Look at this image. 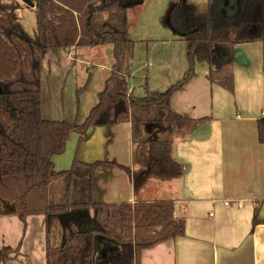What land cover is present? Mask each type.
<instances>
[{"label": "crops", "instance_id": "0c3cea01", "mask_svg": "<svg viewBox=\"0 0 264 264\" xmlns=\"http://www.w3.org/2000/svg\"><path fill=\"white\" fill-rule=\"evenodd\" d=\"M15 1L21 7L17 16L24 30L25 24L33 26L32 14L25 13L30 8H25L21 0ZM135 5L130 2L127 8L130 37L135 42L128 82L130 93L143 99L147 81L151 90L165 92L181 81L189 63L185 42L169 27L166 16L161 24L167 31L164 38L145 40L132 35L130 22L134 19L130 10L134 16ZM97 49L101 50L89 51ZM47 51L42 61L43 118L82 124L97 106L98 94L111 76L114 48ZM103 53L113 60L103 63ZM87 58H93L97 64L92 66L101 69L100 80L98 90L82 107L74 96L79 95L80 82L85 89L93 77L84 74L83 65L89 69L91 64ZM263 59L262 42L238 44L234 93L212 84L208 79L211 66L200 63L195 67V76L171 97L176 114L201 121L192 131L184 127L174 136V159L185 167L181 178L162 181L148 176L149 150L134 143L130 123L92 127L82 139L73 133L65 153L53 157L57 172L70 170L75 158L82 163H100L94 172L97 204L173 203L175 219L185 220V236L143 251L139 264H264V144L259 142L257 129V121L264 119ZM71 74L75 80L68 85ZM50 104L55 109H50ZM65 191L64 178L55 179L50 199L60 201ZM6 208L7 213L0 215V249L10 248L13 253L0 264H48V249L58 247L68 236L63 221H71L73 231H77L78 224H84L74 211L49 222L44 214H33L24 222L14 213V207ZM255 211L261 223L253 228ZM121 256V244L102 237L94 264H112Z\"/></svg>", "mask_w": 264, "mask_h": 264}, {"label": "trees", "instance_id": "16d2710c", "mask_svg": "<svg viewBox=\"0 0 264 264\" xmlns=\"http://www.w3.org/2000/svg\"><path fill=\"white\" fill-rule=\"evenodd\" d=\"M232 1L207 0L204 7L181 1L169 8L166 21L185 42L189 69L165 92L151 90L147 81L143 99L130 93L128 82L135 42L127 8L139 0H24V7L37 16L34 36L20 23L19 2L0 1V215L11 205L24 222L33 214H44L49 222L72 211L84 220L73 231L72 222L63 218L69 233L58 247L48 249V264H94L102 237L121 244L122 256L112 264H139L143 251L185 236V220L175 219L172 202L97 204L94 172L100 163L75 158L70 170L57 172L52 159L65 153L73 133L82 139L92 127L130 123L134 143L149 150L148 176L162 181L181 178L185 167L174 159V136L184 127L192 131L201 121L176 114L171 97L195 76L200 63L211 66L212 84L234 93L236 46L255 41L264 46V0H234L236 11L229 15L225 8ZM97 46L114 48L112 73L97 106L82 124L43 118V54ZM257 129L264 144V119L257 121ZM60 177L66 191L54 202L50 188ZM257 214L253 228L261 223ZM11 253L10 248L0 249V263Z\"/></svg>", "mask_w": 264, "mask_h": 264}, {"label": "rangeland", "instance_id": "374dc122", "mask_svg": "<svg viewBox=\"0 0 264 264\" xmlns=\"http://www.w3.org/2000/svg\"><path fill=\"white\" fill-rule=\"evenodd\" d=\"M13 0H9L8 2H12ZM136 1V0H135ZM181 1H188V2H193L197 5H199L200 7H204L205 4V0H139V2L137 5H135L134 7L137 8L135 10V14L133 16V13L130 10L131 13V18L134 19V21L132 20L130 22V29H131V33L132 35H134L135 38H139V39H157V38H164L165 35L167 34L166 30H162L163 27H161L162 24V20L164 19V17H167V9H169L172 5L179 3ZM21 3L23 4V6H25L24 4V0H21ZM204 3V4H203ZM170 5V6H169ZM27 15L28 14H32V18H33V26H30V24H25V30L27 33H30L31 35H34L35 33V29H36V16H35V12L31 9H26L25 12ZM163 18V19H162ZM136 20V21H135ZM167 20V19H166ZM167 24L169 25V23L167 22ZM106 48H111V47H106ZM101 49H97V50H89V51H94L93 53H96L97 51H99ZM103 50V49H102ZM108 50V49H105ZM96 51V52H95ZM48 52V51H47ZM46 52V53H47ZM46 56V54H45ZM67 56V55H66ZM103 57H105V59L103 60V63H108L109 60H113L112 57L109 58L108 55H105V53H103ZM88 62H91V64H89V69L86 68L84 65V69L85 72L84 74H87L89 77L92 76L93 77L90 81H88V85L86 83V88L82 89L83 85L82 82H80V86H79V98L78 96H74V100L80 101L82 107H84V103L87 100L90 99V96H92V94L98 90L97 84L98 81L100 80L99 77V73L100 72V68L99 67H94L92 65H96L97 63H94L95 60L92 58H87ZM76 76V75H74ZM81 73L79 74L78 80H80L81 78ZM74 79L75 77H73V75L71 74L68 77V85L69 82ZM77 80V79H76ZM67 85V88H68ZM88 86V87H87ZM88 88V89H87ZM86 94L85 93V90ZM82 94V95H81ZM81 95V96H80ZM65 100H68V97L65 96ZM70 100V98H69ZM68 100V101H69ZM68 103V102H66ZM55 109V106L50 104V109H52L53 107Z\"/></svg>", "mask_w": 264, "mask_h": 264}, {"label": "flooded vegetation", "instance_id": "af4514ba", "mask_svg": "<svg viewBox=\"0 0 264 264\" xmlns=\"http://www.w3.org/2000/svg\"><path fill=\"white\" fill-rule=\"evenodd\" d=\"M229 4H230V2H229ZM229 4L227 5V7L229 6ZM233 6V5H232ZM232 6H231V8H232ZM236 7H237V3H236V5H234V7H233V9H232V12H230L231 11V9L228 11L229 13V15H231V14H233L235 11H236ZM227 11V10H226Z\"/></svg>", "mask_w": 264, "mask_h": 264}, {"label": "water", "instance_id": "95a60500", "mask_svg": "<svg viewBox=\"0 0 264 264\" xmlns=\"http://www.w3.org/2000/svg\"><path fill=\"white\" fill-rule=\"evenodd\" d=\"M236 3H237V2L233 0L232 2H230L229 6L226 7L225 9H226L227 11H229V10L231 9V6H232V5H236Z\"/></svg>", "mask_w": 264, "mask_h": 264}, {"label": "built area", "instance_id": "2783aa9c", "mask_svg": "<svg viewBox=\"0 0 264 264\" xmlns=\"http://www.w3.org/2000/svg\"><path fill=\"white\" fill-rule=\"evenodd\" d=\"M71 49V48H70ZM73 55H75V52L73 53ZM226 205H229V203L227 202Z\"/></svg>", "mask_w": 264, "mask_h": 264}]
</instances>
